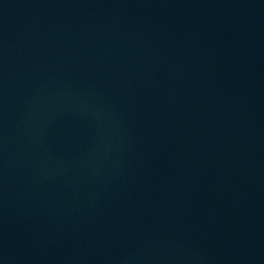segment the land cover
<instances>
[{
  "label": "water",
  "instance_id": "95a60500",
  "mask_svg": "<svg viewBox=\"0 0 264 264\" xmlns=\"http://www.w3.org/2000/svg\"><path fill=\"white\" fill-rule=\"evenodd\" d=\"M0 264H264V0H0Z\"/></svg>",
  "mask_w": 264,
  "mask_h": 264
}]
</instances>
